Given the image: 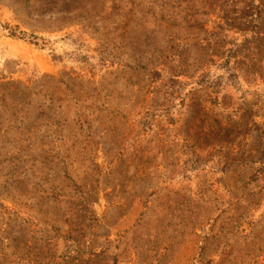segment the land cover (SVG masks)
Segmentation results:
<instances>
[{"label": "rangeland", "instance_id": "obj_1", "mask_svg": "<svg viewBox=\"0 0 264 264\" xmlns=\"http://www.w3.org/2000/svg\"><path fill=\"white\" fill-rule=\"evenodd\" d=\"M0 264H264V0H0Z\"/></svg>", "mask_w": 264, "mask_h": 264}]
</instances>
